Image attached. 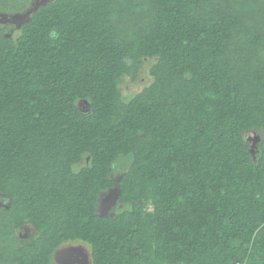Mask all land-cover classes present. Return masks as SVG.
Returning <instances> with one entry per match:
<instances>
[{"label": "trees", "instance_id": "obj_1", "mask_svg": "<svg viewBox=\"0 0 264 264\" xmlns=\"http://www.w3.org/2000/svg\"><path fill=\"white\" fill-rule=\"evenodd\" d=\"M115 167L124 207L100 215ZM0 197L1 264L65 243L91 264H264V0H49L0 25Z\"/></svg>", "mask_w": 264, "mask_h": 264}, {"label": "rangeland", "instance_id": "obj_2", "mask_svg": "<svg viewBox=\"0 0 264 264\" xmlns=\"http://www.w3.org/2000/svg\"><path fill=\"white\" fill-rule=\"evenodd\" d=\"M47 1L49 0H30L28 7L21 12L9 13L6 11H0V25H4L8 27L14 25L15 27H18L20 23H22L28 18L32 10H34L38 6L45 4ZM149 82L150 79L147 77L146 70H142L136 82L128 81L123 85L124 88L123 93L126 95L135 93L141 90ZM247 138L251 144L252 154H255L256 145L259 138L256 134H252V133L249 134ZM121 175H122V170L119 167H115L112 172V177L115 181V186L108 190H105L100 195V200L97 207V212L100 215H113L118 210L124 207V205H122L119 202L120 190L117 185ZM28 232H29V228L26 230V232L23 231L22 233L25 236L26 234H28ZM84 256H86L88 264H91L89 246L83 243H65L62 246H60L59 249L57 250V257L55 259L57 264H68V262H72L73 258L74 259L80 258V260L81 259L84 260Z\"/></svg>", "mask_w": 264, "mask_h": 264}, {"label": "flooded vegetation", "instance_id": "obj_3", "mask_svg": "<svg viewBox=\"0 0 264 264\" xmlns=\"http://www.w3.org/2000/svg\"><path fill=\"white\" fill-rule=\"evenodd\" d=\"M0 198H1V197H0ZM0 203H3V204H4V201L2 200V198L0 199ZM22 228H23V230L19 232V236H20V237H26V236H28V235H29V232H28V234H26L25 236H24V234H23L22 232H23V231L26 232V230L29 228V226H28V225H25V226H23ZM26 228H27V229H26ZM56 257H57V251H56V253H55V257H54L55 262H56V259H55ZM66 258H67V257H66ZM74 260H75V263H74ZM56 263H57V262H56ZM0 264H1V263H0ZM68 264H88V262H87L86 256H84V260H83V259L80 260V258H76V259L73 258L72 262H68Z\"/></svg>", "mask_w": 264, "mask_h": 264}]
</instances>
